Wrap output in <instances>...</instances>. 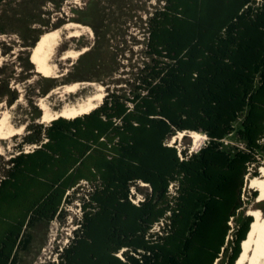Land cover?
Wrapping results in <instances>:
<instances>
[{"label":"trees","instance_id":"16d2710c","mask_svg":"<svg viewBox=\"0 0 264 264\" xmlns=\"http://www.w3.org/2000/svg\"><path fill=\"white\" fill-rule=\"evenodd\" d=\"M148 29L129 95L37 124L25 142L39 147L8 159L0 264H22L29 228L62 218L82 181L78 226L48 264H218L234 219L227 264L239 257L245 179L264 161V0H165ZM187 131L207 137L196 152L170 143Z\"/></svg>","mask_w":264,"mask_h":264},{"label":"rangeland","instance_id":"374dc122","mask_svg":"<svg viewBox=\"0 0 264 264\" xmlns=\"http://www.w3.org/2000/svg\"><path fill=\"white\" fill-rule=\"evenodd\" d=\"M164 3L165 0H5L0 5V119L7 116L11 128L23 126L13 136L0 139V180L7 174L10 157L39 147L38 143L25 140L36 134L37 124H49L42 119V99L53 109H59L63 105L64 85L74 81L87 87L71 94L72 101L94 92L101 84L105 95L108 92L129 95L137 73L151 60L146 53L149 18ZM71 22L82 25L78 28L79 36L69 37L65 26ZM55 29L61 30V36L51 60L54 72L46 77L31 62L33 46L29 44L37 43L42 34ZM68 49L82 53L76 58H65ZM206 140L207 137L201 138L197 145L187 131L183 136L178 132L170 143L177 142L179 148L196 152ZM225 143L238 145L234 136L227 137ZM260 170L261 166L250 168L246 176L240 219L249 216L248 210L253 207L264 213V202L257 201L259 191L250 186V179L262 174ZM139 186L141 191L133 187L135 201L149 191L144 184ZM86 188V181H82L76 191L71 190L72 198L64 204L62 218L39 221L29 228L32 240L26 250L20 251L22 264H48L56 259L57 250L69 243L78 226L81 197ZM230 224L229 251L218 264H227L232 250L237 222L234 219ZM158 229L156 225L154 230Z\"/></svg>","mask_w":264,"mask_h":264},{"label":"bare ground","instance_id":"6f19581e","mask_svg":"<svg viewBox=\"0 0 264 264\" xmlns=\"http://www.w3.org/2000/svg\"><path fill=\"white\" fill-rule=\"evenodd\" d=\"M79 27H82V25L76 22L68 23L65 28L69 29V37L79 36ZM60 36V29L47 31L41 35L36 45L32 48L30 56L31 61L36 65V70L43 73L46 77H51L54 72L55 65L52 64L53 62L51 63V60L54 56V51L56 50ZM81 53L82 51L68 49L63 57L76 58ZM83 87L87 86H82V83L77 81L64 85L62 89L63 93H61L63 105L59 109H53L50 104L46 102L45 98L42 99L40 103V107L43 109L42 119L46 122H51L59 117L71 119L90 113L96 109L105 97L104 86L102 84L98 85L94 92L72 101L71 98H73V96L71 94H77ZM22 128L23 126L20 128H11L8 124L7 116H3L0 119V139L9 138L20 132ZM179 133L180 136L184 134V132ZM190 136L194 139L195 144H197L201 138H206L198 131H190ZM260 171L262 173L261 175L254 176L250 179V186L256 187L259 191V198L257 200L259 203L264 202V165H261ZM142 184L145 185L143 182ZM248 215L253 216V221L246 239L241 244V253L234 264H264V213L259 207H253L248 210Z\"/></svg>","mask_w":264,"mask_h":264},{"label":"built area","instance_id":"2783aa9c","mask_svg":"<svg viewBox=\"0 0 264 264\" xmlns=\"http://www.w3.org/2000/svg\"><path fill=\"white\" fill-rule=\"evenodd\" d=\"M62 249V247L60 248V250Z\"/></svg>","mask_w":264,"mask_h":264},{"label":"water","instance_id":"95a60500","mask_svg":"<svg viewBox=\"0 0 264 264\" xmlns=\"http://www.w3.org/2000/svg\"><path fill=\"white\" fill-rule=\"evenodd\" d=\"M251 224V223H250Z\"/></svg>","mask_w":264,"mask_h":264}]
</instances>
